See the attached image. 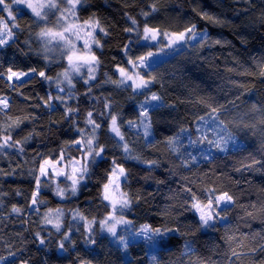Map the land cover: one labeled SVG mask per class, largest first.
<instances>
[{
  "label": "trees",
  "instance_id": "trees-1",
  "mask_svg": "<svg viewBox=\"0 0 264 264\" xmlns=\"http://www.w3.org/2000/svg\"><path fill=\"white\" fill-rule=\"evenodd\" d=\"M82 2L81 20L98 17L109 35L99 33L103 47L94 46L100 64L95 72L96 79L90 81L91 92L85 95L88 86L80 80L75 89L79 100L69 101L73 107L78 104L80 108L81 126L87 111L98 114L104 110L106 98L122 119H135L136 100L130 97V90L125 91L105 81L108 77L117 79L119 74L115 66L124 65L126 61L121 49L131 34L123 31L128 26L124 13L143 21L141 9L149 10V5L155 4L158 11L149 17L153 26L180 31L195 23L198 31H207L210 37L202 47L196 43L187 45L162 66V79L153 85L152 90L163 97L167 107L153 114L156 139L163 141L167 135L175 134L180 126H190L195 139L198 136L195 118L199 115L207 117L210 111L197 102L204 99L224 106L220 118L228 124L236 140L228 146L227 152H220L210 149L207 143L190 145L187 138L182 139L186 146L182 151L197 157L189 167H183L180 159L169 153L163 143L146 148L144 140L132 133L129 140H135V150L141 160L124 159L108 141L105 129L101 142H108L109 158L93 169L79 194L61 200L53 194L52 188L44 187L40 212L30 211L34 189L29 175L32 158L37 153L55 155L61 147L67 148L65 141L77 134L73 124L65 119L64 107L58 101L53 109L40 106L43 103L40 98L49 91L55 95L56 87L54 84L49 87V82L38 72L45 71L55 77L61 68L59 62H48L37 54L39 46L34 35L38 28L33 23L34 17L23 10L17 21L20 29L16 30L8 45L0 47V72H6L8 66L25 70L35 68L37 72L16 91H10L0 79V94L11 98L9 115L24 118L20 128L13 131V136L21 139L33 130L34 135L25 145L22 156L15 149H8L7 155L0 154V257L6 258L0 260V264H21L22 261L27 264H79L81 259L89 260L91 264H125L126 261L128 264H152V256L156 257L158 264H201V261L204 264H259L264 260V253L237 259L232 250L248 253L254 243L260 242L259 236L252 239L253 234H264V221L253 219L246 213V209L252 211L250 205L264 203V76L260 75L257 66L264 57V16L261 15L264 0H251V5L245 0ZM201 12L219 17L220 22L202 19ZM0 15L7 16L6 13ZM30 35L33 37L31 49L26 43ZM217 40L220 43H216ZM28 114L35 119H28ZM5 119L4 113L0 112V122ZM111 154H115L128 170V178L123 183L124 190L133 199L131 208L125 213L128 219L137 227L144 223L156 227L179 224L182 231L191 229L194 234L175 235L166 250L149 249L141 239L139 243L132 242L125 251L97 229V244L86 246L80 235L82 222L71 224L72 210L79 208L84 214L98 219L104 215L99 181L105 169L110 167ZM147 160H156L157 164L149 167ZM212 187L217 191H229L236 197V205L231 207L227 221H219L207 231L197 230V217L188 209V202L192 193L204 199L205 189ZM188 188L192 191H187ZM13 204L23 210L22 214L12 212ZM47 207L65 212V230L71 226L75 247L66 244L67 251L57 250L60 237L54 231L49 236L50 227L41 222ZM78 226L80 231H77ZM37 232L44 237V245L35 238ZM185 240L192 242L194 254H185ZM10 252L15 255L10 256Z\"/></svg>",
  "mask_w": 264,
  "mask_h": 264
},
{
  "label": "snow or ice",
  "instance_id": "snow-or-ice-1",
  "mask_svg": "<svg viewBox=\"0 0 264 264\" xmlns=\"http://www.w3.org/2000/svg\"><path fill=\"white\" fill-rule=\"evenodd\" d=\"M251 5V0H245ZM62 5V6H61ZM15 6V8H14ZM29 9L34 17L33 23L36 24L38 31H35L34 39L37 43V54L43 56L48 62H59L61 71L55 77L48 75L45 71H39L38 75L49 82V87L53 84L56 87V94L50 91L45 97H41L42 107L53 109L58 101L64 107V117L73 124L76 136L69 141L67 148L61 147L55 155H44L37 153L32 158V167L29 168L34 182V189L30 197V211L40 212V205L44 203L41 199L44 187L52 188L53 194L61 200H66L70 196L79 194L85 182L90 178L92 171L98 167L100 162L109 158L110 150L108 142H101V136L106 134L115 149H118L124 159L141 160V156L135 150V140H129V134L132 133L138 138L144 140L146 148L156 147L163 143L165 149L174 154L183 167H189L197 160L191 153L182 151L186 146L182 139L187 138L190 145L207 143L210 148H215L220 152H227L228 146L235 142L236 136L229 128L228 124L220 118L223 105L217 106L210 100L201 99L198 103L204 104L210 111L207 117L199 115L195 118V132L200 135L193 139V130L190 126H180L175 134H170L163 141L156 139L153 132V114L160 109L167 107L164 99L157 92L152 90L153 85L162 79L161 68L167 63L164 59H158L161 56L167 57L171 50L172 54L179 52L185 45L192 44L203 46L204 42L209 40L207 31H198L195 23L185 27L180 31H170L153 26L149 17L158 11L155 4L149 5V10L141 9L140 15L143 21L135 16L125 12L128 26L123 29L125 33L131 34L128 42L123 45L121 51L126 57L124 65L115 66L117 79L108 77L105 82H110L117 88L125 91L130 90V97L136 100L135 119H122L121 114L113 110L112 102L107 98L103 101L104 110L94 114L89 110L84 115L83 126L79 120L80 108L78 104L73 107L69 101L74 98L79 100L76 95V84L83 80L87 85V92H91L92 85L90 81L96 79L95 72L100 64V60L94 51V46L102 48L103 45L99 38V33L108 36L109 32L101 23L98 17H89L81 20L79 12L83 8L82 0H0V13H6L7 16L0 15V47L8 45L16 35V30L20 29L18 16L23 15V8ZM254 6V5H252ZM55 10V11H53ZM59 15L56 23L49 26L50 15ZM202 19H208L219 23V17L212 16L209 13L201 12ZM264 16V12L261 13ZM30 35L28 43L31 49ZM82 41V45L80 42ZM220 43L219 40L215 41ZM79 45V46H78ZM143 48V51L139 49ZM136 49V51H134ZM50 53L54 55H50ZM58 54V55H55ZM66 62V64L64 63ZM260 68V75L264 76V57L257 62ZM84 69L87 70L86 74ZM37 69L29 68L14 69L8 66L6 72H0V79H3L6 87L10 91H16L31 79V74L36 73ZM86 76V78H85ZM79 78V79H77ZM23 95V93H20ZM143 97V99H139ZM28 99V97H25ZM11 107V98L7 94H0V112H3L6 119L0 122V154L7 155L8 149H15L18 155H23L25 145L30 142L34 135L33 132L28 136L16 139L13 131L20 128L24 118L9 115ZM105 111L107 115H105ZM28 119H35L28 114ZM211 125L215 133L209 138L206 134L207 127ZM77 153V154H73ZM110 167L105 169L104 176L99 181L100 200L105 209L101 218L88 216L81 212L79 208L72 210V219L82 222V231L80 232L83 243L86 246H95L97 244V229L99 233H106L111 237L112 242L125 251L132 242L139 243L142 239L149 249L166 250L171 239L179 234L187 236L192 230L182 231L181 226L156 227L152 224L144 223L138 227L128 219L126 210L131 208L133 199L130 194L124 190L123 183L128 178V170L123 163L118 161L115 154H111ZM149 167L157 164L156 160L145 161ZM60 177L64 180L60 181ZM63 185V186H62ZM54 186V188H53ZM187 191L191 192L190 188ZM20 193H17L19 195ZM236 205V197L229 191H217L215 187L205 189V198L201 199L196 193H192L188 202V209L197 217V230L214 228L219 221H227L228 213L231 207ZM252 211L246 209L248 216L253 219L260 218L264 221V203L260 205H250ZM22 209L17 205H12V212L22 214ZM65 213L60 208L47 207L41 222L50 226L49 236L54 231L59 237L57 250L67 251L66 244L76 246V240L73 239L71 226L65 230ZM80 231V227H77ZM259 236L260 242L254 243L248 253H239L235 249L232 255L240 259L247 255L254 256L257 253H264V234H253L255 240ZM35 238L41 245L45 244V239L40 232L35 233ZM185 254H194L195 249L192 242L185 240ZM14 256V252L9 253ZM152 264H158L155 256H152ZM0 260H6L0 257ZM21 264H27L22 261ZM79 264H91V261L81 259ZM125 264H128L126 261ZM201 264H204L201 261ZM259 264H264L261 260Z\"/></svg>",
  "mask_w": 264,
  "mask_h": 264
},
{
  "label": "rangeland",
  "instance_id": "rangeland-1",
  "mask_svg": "<svg viewBox=\"0 0 264 264\" xmlns=\"http://www.w3.org/2000/svg\"><path fill=\"white\" fill-rule=\"evenodd\" d=\"M57 2L58 3H60L61 2V0H57ZM62 6V5H61ZM22 8H23V6H21ZM14 8H15V6H14ZM23 10H25V11H27L28 13H30V15L32 16V14H31V11L29 10V9H26V8H23ZM53 11H55V10H53ZM59 14L58 13H56L55 15H50V18H49V26H52V25H54L55 23H56V18H57V16H58ZM196 42L195 41H193L192 42V44H190V45H194ZM80 44L82 45V41L80 42ZM79 46V45H78ZM187 45H185L184 47H186ZM183 47V48H184ZM182 48V49H183ZM167 51H169V52H171V50H167ZM177 53H179V52H175L174 54H172V55H168L167 57H164V56H161V57H159L158 59H164V60H167V59H169L170 57H172L173 55H175V54H177ZM50 55H54V54H52V53H50ZM55 55H58V54H55ZM84 72H85V74H86V72H87V70L86 69H84ZM32 75H33V73H32ZM25 79H27V78H25ZM197 127V126H196ZM206 134L209 136V138H211L212 136H214L215 135V133H214V131H213V128H212V126L211 125H209L208 127H207V132H206ZM198 135H200L199 133H198ZM208 145V144H207ZM208 147H209V145H208ZM210 148V147H209ZM210 149H215V148H210ZM63 177H60L59 179H62ZM65 213V212H64ZM66 217V216H65ZM65 217H64V220H65ZM78 223H81V222H78V221H74L72 218H71V224H78ZM64 225H65V221H64ZM45 226H47V227H50V226H48V225H45ZM65 229H66V227H65ZM208 229V228H207ZM207 229H203V231H207ZM101 234V233H100ZM101 235H106L107 236V234L106 233H103V234H101Z\"/></svg>",
  "mask_w": 264,
  "mask_h": 264
}]
</instances>
